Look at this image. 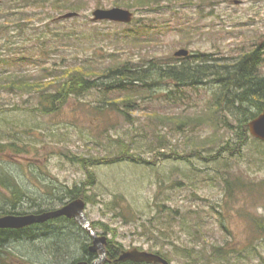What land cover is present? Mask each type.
I'll return each mask as SVG.
<instances>
[{"label": "rangeland", "instance_id": "1", "mask_svg": "<svg viewBox=\"0 0 264 264\" xmlns=\"http://www.w3.org/2000/svg\"><path fill=\"white\" fill-rule=\"evenodd\" d=\"M76 2L77 17L55 20L72 10L0 0V79L11 71L40 74L56 62L66 66L90 58L98 65L109 62L113 50L146 67L157 58L196 62L202 54L233 62L257 46L264 54V0L133 9V22L122 25L93 20L95 9L118 6L115 0ZM133 31L148 41L128 38ZM181 49L189 55L175 56ZM151 88L153 95L143 92L132 107L123 106L125 97L110 106L96 89L43 113L34 109L38 94L0 83V214L60 208L75 200L69 191L77 186L85 194L77 198L86 202L87 216L108 245L159 252L171 264H213L214 245L230 242L248 245L249 256L237 253L236 263L222 264H264V237L257 228L258 219L264 222V142L249 131L254 118L239 127L230 112L219 111L213 105L215 82L196 88L165 80ZM172 90L178 99L169 98ZM116 156L125 159L112 162ZM87 168L93 183H87L93 181ZM16 185L25 193L18 205ZM79 226L37 223L33 239L13 238L1 247L0 264L93 262L100 255L89 253L93 239Z\"/></svg>", "mask_w": 264, "mask_h": 264}, {"label": "trees", "instance_id": "2", "mask_svg": "<svg viewBox=\"0 0 264 264\" xmlns=\"http://www.w3.org/2000/svg\"><path fill=\"white\" fill-rule=\"evenodd\" d=\"M24 1L25 7L32 5H38L44 9H54L59 12L62 10L71 9L72 11L81 10L80 5L76 0H10V2ZM197 0H115V5L119 7L133 10H153L159 7H170L176 4H191ZM31 3V4H30ZM1 12V11H0ZM52 22L48 21L47 26ZM114 24V23H113ZM122 25V23H117ZM2 26H0L1 28ZM144 30V34H148L149 30L147 26L140 28ZM136 31H133L129 37L136 39L138 42H147V39L141 38L142 36H136ZM133 41H131L132 43ZM143 44V43H141ZM45 53H48L49 49L44 47ZM116 50L110 54V61L103 62L101 64H95L91 62V59L83 61V63H77L73 65L61 66L56 62L53 67L43 68V73L31 74L16 73L11 71L1 76L0 83L6 86L8 83L15 89L27 91L29 93L38 94V104L34 109L42 111L43 113H54L62 108V106L68 102L71 98L83 97L86 94L95 91L102 93L106 99L105 101L110 106L115 104L120 105V97H125L123 106L132 107L137 103L136 96L143 95V92L147 93V96H152V86L160 84L167 80L168 82H175L177 86L188 87H200L209 81L215 82L218 85V89L214 93L213 105L218 108L219 111H228L229 118L235 119L240 126H246L247 121L255 118L259 113L264 110V54L259 46L252 48L251 50H244L242 54L233 59V62H228L225 58V62L218 63L213 56L202 54L197 57L196 62H188V58H173L174 62H164L162 59H155L149 61V65L142 66L132 60H123L116 56ZM27 59V58H25ZM64 59V58H63ZM224 59V58H223ZM222 59V60H223ZM182 60V63H178ZM177 62V63H176ZM10 80V82H9ZM49 87L54 89L49 90ZM149 94V95H148ZM169 98L175 100L178 99L176 92L172 90ZM109 97L115 99H109ZM118 101V103L116 102ZM227 105V108H225ZM250 107L254 108L256 112L250 111ZM117 110H121L117 107ZM189 120H181L182 124L188 123ZM220 121L225 125H231L224 117H221ZM245 131L248 128H242ZM238 132V131H237ZM243 135V134H242ZM248 135L242 140V144L246 142ZM230 143L227 144L226 149H230ZM235 150V148H234ZM165 156L166 154L163 153ZM172 157V156H167ZM183 158V156H180ZM125 158L116 156L112 162H117ZM142 159V158H141ZM91 163L93 161L89 160ZM98 162H102L97 160ZM87 170L90 173L93 181L87 183H93L95 179L94 173ZM11 182L3 180L5 186H9ZM13 191V204L18 205V202L25 196L23 191H20L18 186L14 187ZM72 199H76L80 196H85L84 192L76 186L75 189L70 190ZM43 212V210L41 211ZM25 213V212H24ZM38 213V212H36ZM18 214V213H17ZM3 214H0V216ZM71 221L76 226L78 222L74 218H68L65 216L52 219L50 221ZM35 224L20 228V229H8L0 230V237L8 238H20L35 236L33 227ZM223 229H226L224 225ZM80 227V226H79ZM257 228L261 236L264 237V222L262 219L257 220ZM5 231L6 234H5ZM226 242L225 244L214 245L215 257L211 262L213 264H222L223 261L235 262V254L239 253L242 257L247 258L249 256L248 245ZM88 250V246H85ZM256 248V245L251 247ZM118 246L107 244V256L108 260L105 264H147V263H134L132 261H120L118 260L122 253ZM163 257L162 253L156 252ZM258 255L263 257L259 252ZM84 257L83 259H86ZM264 259V257L262 258ZM90 260V259H89Z\"/></svg>", "mask_w": 264, "mask_h": 264}, {"label": "water", "instance_id": "3", "mask_svg": "<svg viewBox=\"0 0 264 264\" xmlns=\"http://www.w3.org/2000/svg\"><path fill=\"white\" fill-rule=\"evenodd\" d=\"M239 3V1H236ZM78 12L70 11L55 18V20H62L67 18L77 17ZM135 13L127 8L115 6L112 8H97L93 12V20L110 21L116 23L130 24L134 20ZM189 55L187 49H181L175 52L177 57H186ZM249 131L255 138L264 142V110L262 113L249 122ZM86 202L77 198L68 202L60 208L45 211L42 213H31L25 215L6 214L0 216V228L20 229L33 224L43 223L58 217L75 218L77 222L88 231L93 239V245L90 246V251H97L99 258L93 263L87 261H79L76 264H104L107 258V242L108 237L98 234L94 228L91 220L86 214ZM118 260L132 261L134 263H147V264H171L168 259L162 255L146 250L134 248L131 250H123Z\"/></svg>", "mask_w": 264, "mask_h": 264}, {"label": "flooded vegetation", "instance_id": "4", "mask_svg": "<svg viewBox=\"0 0 264 264\" xmlns=\"http://www.w3.org/2000/svg\"><path fill=\"white\" fill-rule=\"evenodd\" d=\"M49 222H51V221H46V222H43V223H41V224H46V223H49ZM4 228H0V230H3ZM8 229H10V228H5L4 230H8ZM6 232L7 231H5V234H6ZM9 236H7V237H0V249H1V247H5L6 246V244L7 243H9L10 241H11V238H8ZM91 251H90V247H89V253H90ZM5 253V252H4ZM85 255H87V256H89V254H85ZM86 257V256H85ZM92 263V262H91Z\"/></svg>", "mask_w": 264, "mask_h": 264}, {"label": "bare ground", "instance_id": "5", "mask_svg": "<svg viewBox=\"0 0 264 264\" xmlns=\"http://www.w3.org/2000/svg\"><path fill=\"white\" fill-rule=\"evenodd\" d=\"M81 261H84V260H81ZM85 261H86V260H85ZM95 261H96V260H95ZM78 262H79V261H78ZM87 262H89V261H87ZM93 262H94V261H93ZM93 262H92V263H93ZM76 263H77V262H76ZM76 263H75V264H76ZM89 263H91V262H89Z\"/></svg>", "mask_w": 264, "mask_h": 264}]
</instances>
